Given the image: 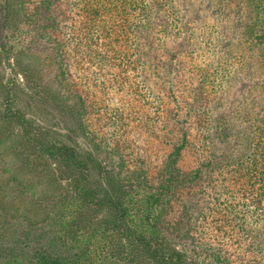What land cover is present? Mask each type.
<instances>
[{
  "label": "trees",
  "instance_id": "obj_1",
  "mask_svg": "<svg viewBox=\"0 0 264 264\" xmlns=\"http://www.w3.org/2000/svg\"><path fill=\"white\" fill-rule=\"evenodd\" d=\"M209 1L214 17L229 26L228 48H221L216 26L200 35L184 31L179 0H0V67L12 71L5 79L0 70V264H244L187 229L183 219L190 217V197H198L193 188L202 170L178 168L186 139L172 147L158 183L146 171L124 175L121 163H106L88 132L90 92L72 73L75 65L94 69L90 82L133 97L135 104L114 114L128 127L154 109L140 36L161 15L189 33L191 57H219V92L256 57L264 93V0ZM20 76L33 94L27 104ZM33 102L64 128L30 116ZM247 133L246 159L230 155L223 162L235 175L225 212L256 256L245 264H264V99ZM178 202L180 222L173 217Z\"/></svg>",
  "mask_w": 264,
  "mask_h": 264
},
{
  "label": "rangeland",
  "instance_id": "obj_2",
  "mask_svg": "<svg viewBox=\"0 0 264 264\" xmlns=\"http://www.w3.org/2000/svg\"><path fill=\"white\" fill-rule=\"evenodd\" d=\"M179 2L185 10L180 24L184 31L191 30L200 35L201 31L212 32V27L216 26L220 33L217 37L224 42L221 48L230 47L231 42H228L229 45L226 43L229 26L214 17L215 9L209 0ZM187 34L178 33L171 20L159 15L154 17L152 28L140 36L147 61L148 91L153 95L155 105L152 111L146 108L138 113L128 127L118 124L114 114L119 108L128 110L135 104L134 98H125L114 88L105 90L98 86L99 83L90 82L95 70L75 65L72 68L75 82L90 92L86 126L105 153L104 158L108 157L106 163L109 166L121 163L124 175L128 176L146 171L148 178L155 183L160 180L172 147L181 145L186 139L187 146L178 168L184 174L201 169L202 179L193 188L198 197H190V217L183 219L182 203L188 199V191L181 197L182 203L176 204L173 217L178 222L182 219L187 222V229H191L196 240L207 244L214 242L217 248L232 255L234 260L251 263L256 256L249 250L248 243L241 240L238 228L225 212L226 188L232 185L235 175L233 167L226 168L223 162H227L230 155L238 161L246 159L249 145L247 132L264 99L260 85L262 71L254 57L250 66L235 70L234 80L226 87V92H219L215 83L219 57L209 52L203 53L204 56L191 57ZM0 70L5 79L12 77L11 68L6 65H2ZM21 77L18 88L21 100L26 103L33 94ZM97 82H102V79ZM28 111L30 116L35 114L44 118L55 130L64 128L53 114L34 102ZM172 132L176 133L173 142L169 143L167 136ZM80 144L90 149L86 141H80Z\"/></svg>",
  "mask_w": 264,
  "mask_h": 264
}]
</instances>
